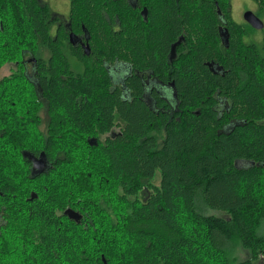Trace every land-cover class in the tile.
Masks as SVG:
<instances>
[{"label": "trees", "instance_id": "1", "mask_svg": "<svg viewBox=\"0 0 264 264\" xmlns=\"http://www.w3.org/2000/svg\"><path fill=\"white\" fill-rule=\"evenodd\" d=\"M111 1L0 0V264H264V41L231 0H158L147 24ZM146 70L174 118L141 100Z\"/></svg>", "mask_w": 264, "mask_h": 264}, {"label": "flooded vegetation", "instance_id": "2", "mask_svg": "<svg viewBox=\"0 0 264 264\" xmlns=\"http://www.w3.org/2000/svg\"><path fill=\"white\" fill-rule=\"evenodd\" d=\"M46 0H42L44 3ZM69 1V10H70V0ZM168 7L173 6V0H166ZM114 2L116 5H119L121 7V16L125 15V12H133L138 16L141 22L147 24L150 21V12H152V9L156 8L160 3L158 0H112L110 3L112 4ZM162 10L164 9L165 2L163 1L161 3ZM231 7H232V1H231ZM173 7L168 9L170 11ZM69 13V12H68ZM104 14V15H103ZM102 15L104 16V23L108 24L110 26V29L113 31L121 30L122 24L116 23L113 24L111 22V19L108 16V13L105 11ZM68 16V15H67ZM67 16H63L66 18ZM84 31V29H83ZM226 30H223L222 38L225 40L229 39V36H226ZM227 37V38H226ZM183 40V38H180ZM70 42L76 46L78 45L82 51L85 46L86 40L85 36L82 35H76L70 38ZM174 46V45H173ZM172 46V47H173ZM90 52H92V48L90 45ZM91 54V53H90ZM175 57V55L172 54V48L171 53L169 56L170 61ZM33 61L36 63L35 59L27 58L26 62ZM25 62V61H24ZM217 69V67L212 66ZM108 74L110 73V77L114 80H118L121 83V93L123 96H127L129 93H127V79L130 77V74L132 72V68L128 65V63L125 60H122L120 63L114 64L113 66L109 65L107 67ZM149 70H146L143 73V79L144 83L142 84V91H141V100L150 102L151 99H154L156 96L160 97L162 100L165 101V104L163 105H157V104H149L147 108L151 111V113L155 114L156 116L161 113L163 117H175V108H174V97H175V82L173 80H168V82H163L160 79L155 78L152 74H148ZM120 133V128L115 127L111 135Z\"/></svg>", "mask_w": 264, "mask_h": 264}, {"label": "rangeland", "instance_id": "3", "mask_svg": "<svg viewBox=\"0 0 264 264\" xmlns=\"http://www.w3.org/2000/svg\"><path fill=\"white\" fill-rule=\"evenodd\" d=\"M232 1V17L234 21L243 26L244 30L246 31L245 35V42L247 43H254L257 46H261L264 41V28L263 29H255L251 25H249L245 19L244 15L246 12L251 11L255 13L258 18L264 23V4L263 6H260L256 1L254 0H231ZM51 8L55 13H57L59 16H67L69 12V1L68 0H47ZM44 58H47L49 56L48 52H44L43 54ZM74 64V63H73ZM9 74V71L7 68L3 69L1 75H7ZM43 119H47V115L45 113H42ZM241 166H246V163H240ZM210 213H214L211 212ZM261 232L264 235V223L261 227ZM238 256L241 260L247 259L250 254L248 251L243 250L242 248L238 251Z\"/></svg>", "mask_w": 264, "mask_h": 264}, {"label": "water", "instance_id": "4", "mask_svg": "<svg viewBox=\"0 0 264 264\" xmlns=\"http://www.w3.org/2000/svg\"><path fill=\"white\" fill-rule=\"evenodd\" d=\"M244 19L245 21L251 25L253 28L255 29H263L264 28V23L258 18V16L251 12V11H248L245 13L244 15ZM181 41L177 42L173 47H172V54L175 55L176 54V48L177 46L180 44ZM86 51H87V54H89V47L87 46L86 47ZM93 142H95L96 144V141L95 139L92 140ZM92 144V142H91ZM34 168L35 169H38L39 171H42L43 168H44V162L42 159H36L35 160V164H34ZM66 214L70 216V218L76 220V221H80V219L82 218V215L79 213V212H76L74 210H71V209H68L66 211ZM106 264V262H105Z\"/></svg>", "mask_w": 264, "mask_h": 264}, {"label": "bare ground", "instance_id": "5", "mask_svg": "<svg viewBox=\"0 0 264 264\" xmlns=\"http://www.w3.org/2000/svg\"><path fill=\"white\" fill-rule=\"evenodd\" d=\"M175 45V44H174ZM180 45V44H179ZM105 260V259H104ZM107 261V260H106Z\"/></svg>", "mask_w": 264, "mask_h": 264}]
</instances>
